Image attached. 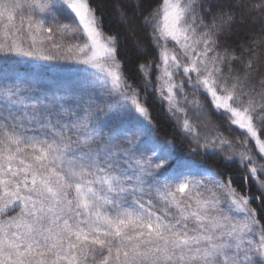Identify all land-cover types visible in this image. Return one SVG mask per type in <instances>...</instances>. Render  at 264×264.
Returning a JSON list of instances; mask_svg holds the SVG:
<instances>
[{"label": "snow or ice", "instance_id": "1", "mask_svg": "<svg viewBox=\"0 0 264 264\" xmlns=\"http://www.w3.org/2000/svg\"><path fill=\"white\" fill-rule=\"evenodd\" d=\"M142 19L137 84L93 0H0V264H264V0Z\"/></svg>", "mask_w": 264, "mask_h": 264}, {"label": "trees", "instance_id": "2", "mask_svg": "<svg viewBox=\"0 0 264 264\" xmlns=\"http://www.w3.org/2000/svg\"><path fill=\"white\" fill-rule=\"evenodd\" d=\"M93 2L99 6L104 16L105 32L119 37L120 58L125 63L130 79L137 84H141L142 81L140 74L137 72V64L146 60H156L158 56L150 39L151 28L144 26L142 13H147L158 6L160 0H93ZM121 11L127 16V20L122 18ZM169 46H171V43H169ZM59 67L75 68L78 66L62 64ZM53 75L67 76L70 73H53ZM148 99L153 123L156 126L155 131L161 139L174 140L179 153L191 160L195 165L228 171L222 166L220 157L200 155L188 151L187 142L182 141L175 126L172 125L167 113L151 90L148 92ZM230 174L238 177V173L235 170Z\"/></svg>", "mask_w": 264, "mask_h": 264}, {"label": "rangeland", "instance_id": "3", "mask_svg": "<svg viewBox=\"0 0 264 264\" xmlns=\"http://www.w3.org/2000/svg\"><path fill=\"white\" fill-rule=\"evenodd\" d=\"M169 43H171V42H169Z\"/></svg>", "mask_w": 264, "mask_h": 264}]
</instances>
